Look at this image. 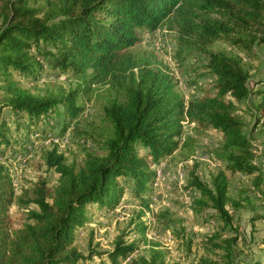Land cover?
Segmentation results:
<instances>
[{"label":"trees","instance_id":"trees-1","mask_svg":"<svg viewBox=\"0 0 264 264\" xmlns=\"http://www.w3.org/2000/svg\"><path fill=\"white\" fill-rule=\"evenodd\" d=\"M169 14L199 42L220 39L248 57L256 55L255 45L264 46V0H0V111L5 108L14 127L27 131L60 104L58 135L83 110L78 99L93 93L101 98L105 122L95 137L100 153L83 148L66 160L55 143L43 149L42 163L57 173L56 181L48 186L37 178L30 190H24V199L15 194L10 169L0 161V264H94L92 256L102 254L117 264L132 253L139 239L125 241L121 236L108 249L82 252L73 242L74 230L83 224L87 204L112 207L118 202L123 191L119 178L135 197L149 190L155 175L152 165L176 147H188V137L179 145L182 120L200 129H216L222 136L214 156L223 169L209 184L190 172L186 186L197 192L194 209L207 206L222 222L221 228L231 225L234 215L226 207L224 170L244 175L258 170L245 123L234 113L235 103L250 93L248 71L238 54L200 44L207 56L204 66L214 77L200 94L186 100L165 70L141 65L135 73L137 59L127 48L140 41L138 30L155 29ZM31 47L51 67L75 75V85L43 93L21 87L12 72L35 73L41 67ZM255 108L257 122L264 114L263 97ZM8 127L0 118V145L6 148L15 140ZM15 199L36 205L26 209L17 225L9 213ZM259 216L264 219L261 214L251 218ZM236 239L237 230L227 236L214 230L202 242L207 253L217 255L215 250H220L222 264H233L239 253ZM244 263L264 264V247ZM130 264L166 263L164 253L150 247Z\"/></svg>","mask_w":264,"mask_h":264},{"label":"rangeland","instance_id":"rangeland-1","mask_svg":"<svg viewBox=\"0 0 264 264\" xmlns=\"http://www.w3.org/2000/svg\"><path fill=\"white\" fill-rule=\"evenodd\" d=\"M182 30L172 14L165 16L153 30H138L140 41L127 48L137 59L132 70L136 73L141 65L165 70L172 76L173 88L186 100L200 94L202 87L214 77L204 66L207 56L200 44L207 49L238 54L248 71L250 93L245 100L235 103L234 113L245 123L258 170L247 175L224 170L228 177L226 207L234 217L230 226L221 228L222 222L211 208L194 209L192 199L197 192L186 186V180L191 172L209 184L217 170L223 169V162L214 156L222 136L216 129H200L182 120L179 145L183 137H188V147L178 146L152 165L155 175L145 194L131 195L128 185L119 178L123 191L114 206L86 205V218L75 228L73 237V242L82 252L89 248L108 249L121 236L125 241H139L137 248L119 259L117 264H130L138 255L146 254L150 247L164 253L166 264H222L220 250H215L218 256L207 253L202 242L204 235L214 230L220 231L221 236L233 235L237 230L234 247L239 253L233 264H245V260L258 257L264 247L261 245L264 242V219L261 216L251 218L264 215V114L258 116L257 122L255 120L259 114L256 103L262 97L264 100V46L255 45L256 55L248 57L220 39L202 43L195 33ZM30 53L41 67L35 73L12 72L21 87L31 92H55L65 91L77 82L78 78L70 72L51 67L49 60L37 53L34 47L30 48ZM99 86L94 84L93 87L98 89ZM78 101L83 110L58 135L55 133L61 125L60 104L27 131L22 127L15 128L13 116L5 108L1 109L0 118L8 124L7 132L15 140L7 148L0 145V161L9 167L18 197L24 199L27 196L24 190H30L37 178H43L48 186L55 183L57 173L47 168L40 158L41 151L54 143L66 160L78 155L83 148L102 152L95 141L97 127L105 125L101 98L90 93ZM249 127L252 129L248 131ZM236 202L241 205L235 206ZM32 207H36L32 202L25 204L15 199L9 208L13 225L19 224L26 209ZM139 227H142V233L138 232ZM92 261L94 264H110L105 254L93 255Z\"/></svg>","mask_w":264,"mask_h":264}]
</instances>
